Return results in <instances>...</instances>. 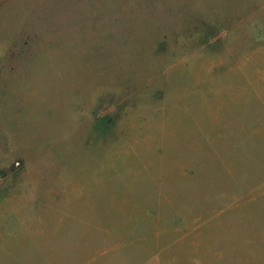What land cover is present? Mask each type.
Segmentation results:
<instances>
[{"label": "rangeland", "instance_id": "1", "mask_svg": "<svg viewBox=\"0 0 264 264\" xmlns=\"http://www.w3.org/2000/svg\"><path fill=\"white\" fill-rule=\"evenodd\" d=\"M0 264H264V0H0Z\"/></svg>", "mask_w": 264, "mask_h": 264}]
</instances>
